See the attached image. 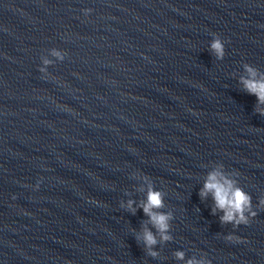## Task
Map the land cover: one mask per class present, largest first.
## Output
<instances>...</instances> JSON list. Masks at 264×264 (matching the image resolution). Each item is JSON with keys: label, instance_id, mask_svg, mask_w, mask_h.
<instances>
[{"label": "clouds", "instance_id": "obj_1", "mask_svg": "<svg viewBox=\"0 0 264 264\" xmlns=\"http://www.w3.org/2000/svg\"><path fill=\"white\" fill-rule=\"evenodd\" d=\"M210 50L217 60L224 58L225 45L220 38H213ZM53 55L61 60L63 59V56L57 51H53ZM43 63L44 65H48L50 61L44 60ZM45 70V68L40 69L42 72ZM245 70L248 76L241 77L240 82L248 94L256 97L257 107L255 110L261 116H264V109L259 107L260 105H264V74H260L258 78V70L247 64L245 65ZM209 194H211L214 201L213 214L215 215L217 210L223 212V215L220 217L221 224H232L234 228L240 225H248L250 219L257 215V212L253 210L252 196L238 187L236 182L222 171L213 170L208 173L199 195L201 199H205ZM134 203L132 200L127 201V209L133 214L136 211V208L133 207ZM259 205L261 208H264V199L260 200ZM137 207L142 208L144 214L148 217L146 223H150L156 229V233L159 234L161 241L167 242L172 238L168 233L170 230L169 222L173 219V216L169 212L161 211L164 208V193L162 191L156 190L154 186L148 184L146 199L137 205ZM136 239L143 241L148 255L152 257L158 255L157 252L152 251L153 246L158 243L156 234L146 225H142V233L138 234ZM226 239L231 241L236 238L228 235ZM174 255L176 259L183 260L185 254L182 251H177ZM186 264H211V261L209 259L197 260L191 258Z\"/></svg>", "mask_w": 264, "mask_h": 264}]
</instances>
